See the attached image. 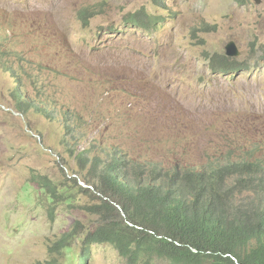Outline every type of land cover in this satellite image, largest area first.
<instances>
[{"label": "rangeland", "instance_id": "obj_1", "mask_svg": "<svg viewBox=\"0 0 264 264\" xmlns=\"http://www.w3.org/2000/svg\"><path fill=\"white\" fill-rule=\"evenodd\" d=\"M0 24L24 57L17 82L0 57V264H80L86 248L88 264H127L112 243H84L99 202L75 148L170 157L190 136L186 156L243 145L264 158V0H0ZM223 55L242 69L214 71ZM19 91L52 112L22 111Z\"/></svg>", "mask_w": 264, "mask_h": 264}, {"label": "trees", "instance_id": "obj_2", "mask_svg": "<svg viewBox=\"0 0 264 264\" xmlns=\"http://www.w3.org/2000/svg\"><path fill=\"white\" fill-rule=\"evenodd\" d=\"M135 22L146 26L144 21ZM8 41L0 33L3 67L9 64L17 82L21 77L15 63L23 55ZM222 58L212 59L214 71L242 69L236 60ZM24 104L42 112L53 109L46 99L32 100L26 94L18 102L22 111ZM190 139L183 138V152L170 157L96 143L83 151L73 149L80 162L79 175L87 169L83 180L89 187L84 190L99 202L89 206L99 219L84 243H112L126 256L127 264L141 260L152 264L158 258L174 264H264V158L255 157L257 149L237 152L243 145L228 147L214 159L209 158L210 152L186 156ZM98 146L104 154H98ZM47 185L56 192L55 186ZM76 234V228L64 233L59 248H71ZM86 250L78 256L80 264H88Z\"/></svg>", "mask_w": 264, "mask_h": 264}, {"label": "water", "instance_id": "obj_3", "mask_svg": "<svg viewBox=\"0 0 264 264\" xmlns=\"http://www.w3.org/2000/svg\"><path fill=\"white\" fill-rule=\"evenodd\" d=\"M239 53H240V51H239V48H238V46H237L235 41H230L226 45V54L228 56L235 57V56H238Z\"/></svg>", "mask_w": 264, "mask_h": 264}, {"label": "bare ground", "instance_id": "obj_4", "mask_svg": "<svg viewBox=\"0 0 264 264\" xmlns=\"http://www.w3.org/2000/svg\"><path fill=\"white\" fill-rule=\"evenodd\" d=\"M216 110V109H215ZM221 110V109H220ZM127 155V154H126Z\"/></svg>", "mask_w": 264, "mask_h": 264}]
</instances>
